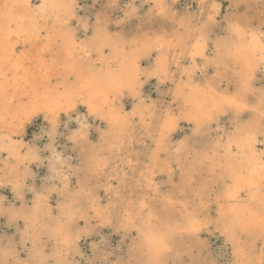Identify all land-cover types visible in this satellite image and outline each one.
Instances as JSON below:
<instances>
[{
	"label": "rangeland",
	"instance_id": "1",
	"mask_svg": "<svg viewBox=\"0 0 264 264\" xmlns=\"http://www.w3.org/2000/svg\"><path fill=\"white\" fill-rule=\"evenodd\" d=\"M71 7L68 32L81 68L102 77L125 62L136 82L114 103L122 117L114 130L103 119L107 108L88 110L81 100L62 103L56 119L26 110L24 99L9 104L22 111L0 133V264H264V236L238 233L231 242L216 206L231 186L225 167L243 161L233 144L244 132L264 168V0H72ZM250 43L257 51L248 78L232 56ZM208 95L220 109L195 125L188 99ZM188 215L197 231H186ZM156 233L170 234V245L150 260L145 238Z\"/></svg>",
	"mask_w": 264,
	"mask_h": 264
},
{
	"label": "bare ground",
	"instance_id": "2",
	"mask_svg": "<svg viewBox=\"0 0 264 264\" xmlns=\"http://www.w3.org/2000/svg\"><path fill=\"white\" fill-rule=\"evenodd\" d=\"M33 2L34 3L37 2L38 6H34L35 4L33 5ZM71 3H72V0H0V133L3 130H7V129L9 130V127H12L13 124L15 122H17L16 120H19L18 117L21 114L22 108H18L16 110L15 107H17V106L14 105L15 106L14 110L9 109L10 108L9 104L12 103V100H14V99L17 101H19L21 99L26 100V103L24 105H26L28 108L26 110H30V112L35 111V114H36L37 110H39V111L44 112L46 115H53L54 118L57 115V113H56L57 109H60V105L62 103H67V102H70L71 100H75V101L81 100L84 104H86V106L88 107V110L90 109V110L95 111V112H102V110L104 108H107L108 111L105 110L106 113L104 114L105 116L103 119H105V121L113 128V130L115 128L121 127L122 117H120V114L118 111L114 110V105H115L114 103L119 102L118 97L121 95V93H123L122 92L123 90H132V87L134 86V84L136 82L135 77L132 76V71H133L132 65L128 66V63L124 62V63L120 64L119 71L115 72L114 74L107 71L105 73V76H102V77L94 75V73H91V71L89 69H86V68L83 69V67L81 68V65H79V62L77 61L78 49H77L76 45L74 44L73 37H72L73 35L71 36L68 32L67 19H68V16L70 15V8L72 9ZM167 13H168V11H167ZM70 16H73V15H70ZM187 21H188V19H187ZM107 32H108V29H107ZM198 35L200 36V34H197V36ZM193 39H195V38H192V40ZM192 40L190 41L191 43H192ZM161 42L159 41V43H161ZM255 43L253 42V44H255ZM253 44L250 43V44L246 45L245 47H242L241 49L239 48V50L236 48L238 51H236L235 56H232V58L234 57V60L236 62L238 61V64H240V66H242L243 72L245 73V75L248 78H250V76L252 75V71H251L252 65H254V62H255V60L253 62V57H254V55H256V54H254V51H257V50H255L256 47L254 48ZM162 45L163 44L161 43V46ZM166 45H167V42H166ZM88 46H86V47H88ZM192 47H194V45ZM181 49H183V48H181ZM199 50H201V49H199ZM91 54H93V53H91ZM223 54H224V52H223ZM82 55L85 56V54H82ZM198 57H199V55H198ZM190 58H191V56H190ZM254 59H255V57H254ZM114 62H117V60H114ZM236 62H234V63H236ZM103 63H104V61H103ZM160 65H163V64L161 63ZM106 66L109 69H111V67H112V66L110 67L109 63H106ZM164 66H165V64H164ZM164 66H162V69L165 68ZM208 66H209V64H208ZM194 67H196V66L194 65ZM177 68H178V66H177ZM131 69H132V71H131ZM103 71H105V70H103ZM165 73H166V71H165ZM168 75H170V74H168ZM221 75H222V73H221ZM58 79L60 82L57 83L58 84L57 86L54 85L55 88L52 89V87H51L52 84L56 83ZM71 79H73L75 82L74 86H71L69 84V80H71ZM188 89H190V88H188ZM9 90L13 91V94L11 97L8 94ZM187 91H190V90H187ZM191 91L193 92V90H191ZM198 91H200V89H198ZM202 91H203L204 96H205L206 93L204 92V90H202ZM202 91H201V93H202ZM10 93H11V91H10ZM195 96H196V94H195ZM195 96H194V98L190 96L193 99H188L189 100L188 105L191 109H193V111L195 113V116L191 122L192 123L195 122V125H200V124H202V122L204 120H207L212 115L213 111H216L218 108L220 109L221 104L218 103V101H216L215 99H213L209 95H208L209 99L207 98L208 96L205 98L200 97V99L196 98ZM24 100H23V102H24ZM10 105H13V104H10ZM75 106H76V104H75ZM11 107H13V106H11ZM61 107H63V106H61ZM234 107L237 110H239L241 107V104H235ZM26 110L24 109V111H26ZM63 110H65V109H63ZM66 110H69V109H66ZM105 111H103V112H105ZM60 113H61V111H60ZM216 113L217 112H215V115H216ZM32 114H34V113H32ZM26 115H28V117H29V112ZM21 117H20V120L22 119ZM189 120H191V119H189ZM23 121H24V119H23ZM21 123H22L21 125H23V122H21ZM161 123H160V125H161ZM162 125H163V123H162ZM162 125H161V127H164V125L163 126ZM158 128H159V126H158ZM167 128H168V126H167ZM19 131H20V129H19ZM115 131H114V133H115ZM128 132H129V130H128ZM124 133H125V130H123L122 134H124ZM160 133L161 132H159V134ZM7 136L10 139L11 135H9V133L7 134ZM239 137H241V136H239ZM119 138H122V137H119ZM1 143H3V142H1ZM119 143H120V141H119ZM3 144H1V145H3ZM235 144L237 146L236 148L239 149L241 151V154L243 155L242 156L243 161L240 160L241 163L239 162L237 167H235V166L233 167V165L232 166L229 165L230 167H225L227 169H225V171L223 173H225L228 176L229 181H231V186L229 187V189H227L228 186L226 187L227 190L225 189L226 191H225L224 195L223 196L221 195L222 198L220 201L217 202V205H216L217 210H218L219 220L222 223V227H223L224 231L226 232V234H228L230 241L233 243L236 242V237H237L238 233L257 235V236L263 235L264 236V168L261 166L259 167V165H258V161H257L258 159L255 156V151H254V148H255L254 141L249 139L247 132H244L243 137L241 139L237 140V143L234 142L233 145H235ZM228 147H230V145H228ZM233 148H235V147H233ZM236 148H235V150L237 151ZM111 155L112 154H110V156ZM114 155H115V153H114ZM114 155H113V157H114ZM231 155H232V153H231ZM232 156H235V154ZM104 157H105V155H104ZM228 159H230V158H228ZM215 167L213 166V168H215ZM218 167H220V166H218ZM221 169H223V168H221ZM8 173L10 175H12V173L9 170H8ZM13 180H15L14 177H13ZM242 194L247 195V197L249 196L248 201L245 199V201L249 202V204H245V203L242 204L241 203L240 197L242 196ZM93 196H95V195H93ZM195 197L201 198V192L198 193V195L196 193ZM36 200H37V198H36ZM209 200H210V198H209ZM104 209H105V207H104ZM207 209H209V208H207ZM184 216H186V215H184ZM175 217H177V216H175ZM186 220H187L186 226H185L186 231H197L198 230L199 224L196 223L194 216L189 217V215H188V218H186ZM147 222H150V221H147ZM109 223H110V221H109ZM197 224H198V226H197ZM185 228H182L180 231H184ZM33 234H34V232H33ZM169 235L170 234H168L166 236V238H164L165 236H163L160 233L149 234L146 236L144 244L147 248L146 249V251H148L147 253H150V254H148V257L150 260L152 258H154L155 256L160 257V255L168 248V246L170 245L169 240H167ZM192 235H193V233H192ZM258 238H260V237H258ZM252 241H254V240H252ZM239 244H237V245H239ZM242 248H244V247H242ZM263 248H264V246H263ZM170 250H172V249H170ZM144 253H146V252H144ZM240 257H244V256L241 255ZM262 257L263 256L259 257L258 262H260L262 260ZM155 260L157 261V259H155Z\"/></svg>",
	"mask_w": 264,
	"mask_h": 264
}]
</instances>
